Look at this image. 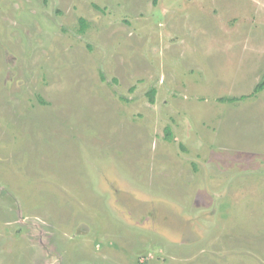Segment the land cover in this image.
<instances>
[{
  "label": "rangeland",
  "instance_id": "374dc122",
  "mask_svg": "<svg viewBox=\"0 0 264 264\" xmlns=\"http://www.w3.org/2000/svg\"><path fill=\"white\" fill-rule=\"evenodd\" d=\"M263 73L264 0H0V264H264Z\"/></svg>",
  "mask_w": 264,
  "mask_h": 264
},
{
  "label": "trees",
  "instance_id": "16d2710c",
  "mask_svg": "<svg viewBox=\"0 0 264 264\" xmlns=\"http://www.w3.org/2000/svg\"><path fill=\"white\" fill-rule=\"evenodd\" d=\"M153 4H156V0H153ZM263 90H264V73L261 75L260 79L258 80V82L256 83V85L254 86L251 94H249L247 96H241L239 98H233V99H230L229 101L230 102H234V101H238V100H245V99H248V98H252V97L257 96ZM153 97H154V91H151L149 93V99H150L151 102H153ZM165 132H166V137L169 140L170 139V136H171L170 129L167 128L165 130Z\"/></svg>",
  "mask_w": 264,
  "mask_h": 264
}]
</instances>
